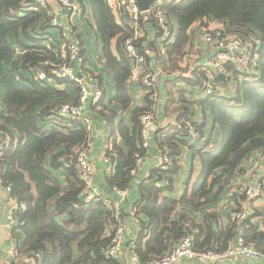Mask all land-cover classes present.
Returning <instances> with one entry per match:
<instances>
[{
  "label": "trees",
  "instance_id": "1",
  "mask_svg": "<svg viewBox=\"0 0 264 264\" xmlns=\"http://www.w3.org/2000/svg\"><path fill=\"white\" fill-rule=\"evenodd\" d=\"M22 2L31 3L32 9L18 14ZM90 2L99 13V30L107 44L121 27L114 21L106 0ZM162 8L171 32H176L175 41L165 43L169 53L182 54L193 37L192 25L203 19L222 21L227 32L237 33L243 40L254 36L257 41L249 73H238L230 63L225 65L234 82L231 96L218 93L194 101L180 98L190 106L174 108L178 112L177 125L169 128L157 147L158 153L166 151L171 164L153 167L138 184V198L132 207L138 227L128 247L133 243L139 261L147 262L165 254L184 235L193 237L196 252L214 253H222L241 235L264 254V230L259 224L264 226V209H253L238 224L229 220L232 210L226 213L227 223L223 224L222 214L216 209L230 180L243 173L244 161L264 152V0H164ZM49 18L47 9L36 0H0V182L20 206L12 234L17 227L23 238H16L15 254H39L41 264H119L104 255L113 237L117 213L114 205L105 203L104 194L88 203L81 197L85 186L74 162L88 133L80 120L59 113L58 108L67 101H51L62 92L47 81L35 79L32 71L38 68L50 77V66L59 63L60 52L55 44H43ZM152 21L161 36L156 20ZM128 33L120 35V42ZM20 35L29 44L19 41L18 48L23 52L14 56L9 37L19 40ZM107 61L118 65L117 97L126 105L130 62L125 57L118 62L110 55ZM198 71L196 81H189L190 85L200 86L204 80L205 72ZM146 98L147 107L133 113V124L119 125L117 136L125 148L113 139L105 151V157L114 165V172L105 180L107 188L128 190L138 159L147 158L148 146H143L140 123L141 115L151 107L147 93ZM197 111L201 113L199 120L193 118ZM207 113L219 134L218 141L205 135ZM189 126L196 131L195 138ZM185 147L190 152L192 168L185 190L177 198L173 195L175 180L181 173ZM47 159L51 168L67 171L65 187L45 165ZM195 164L200 172L189 188ZM233 200L236 210L247 202L244 195L235 194Z\"/></svg>",
  "mask_w": 264,
  "mask_h": 264
},
{
  "label": "crops",
  "instance_id": "2",
  "mask_svg": "<svg viewBox=\"0 0 264 264\" xmlns=\"http://www.w3.org/2000/svg\"><path fill=\"white\" fill-rule=\"evenodd\" d=\"M79 1L82 4L83 11L80 16L72 21L74 22L73 29L75 30V34L70 35L68 38V42L74 39L78 40L82 55V64L78 66L76 65L77 63H74V65L77 66V72L80 77H82V75H90L97 78L103 91V96L98 107H93L88 103L85 107V114L89 115L92 120V130L88 136L90 144L89 161L94 168V182L100 189V195L104 194L112 199L116 212L122 216L125 222V241L122 243L123 256L116 260L118 263L122 261L126 264H134L131 258L132 254L129 252L128 243L134 238L138 225L136 219L131 217L129 212L138 198V184L143 178L149 175L150 171L158 162L157 147L161 137L169 131L171 126L177 125L176 117L178 112L174 111V108L177 109L182 106H190L182 103L180 98L194 101L206 97L199 85L189 84V81H196V71L201 70L200 66L205 63L212 54L209 46L202 39V27H216L224 23L214 19L197 20L191 28L193 31L191 41L186 44L183 53L177 55L175 53H169V51L165 49V43L172 44L175 41L176 32H173L167 40H161L158 35L157 26L152 21L153 17L150 14L142 15L140 25L145 36L137 43V48L145 56L146 69L156 74L158 101L155 107V124L151 127L147 135L149 143L147 158L143 160L142 164L135 171L129 189L127 190V196L123 197L115 194L112 189L105 186L106 178L114 172V165L105 157V151L107 148L111 147L113 139L117 140L118 146L125 148L124 142L117 136L119 125H132L133 113L147 107L146 89L139 81L130 80L128 77L126 80L128 102L126 105H123L117 97L118 91L115 74L116 70H118V65L110 64V62L107 61V55L114 57L118 62L123 60L124 55L122 42L119 40L120 35L124 31L129 32L128 35L132 33V27L126 14L122 10L115 9V11H113L111 9L114 21L119 24L121 28L120 31L115 36L111 37L108 43L105 44L99 30V13L98 15L96 14L90 0ZM48 4L49 8L52 9V14L57 16L63 24L69 26V13H62L60 10L62 7L53 0H48ZM47 27L48 28L44 29L45 40L43 44L45 46H49V43L55 44L60 52L58 59L59 63L67 60L65 59V41L61 37L60 29L51 25ZM9 41L15 49L14 56H20L23 52L22 49L18 48V45H20L19 41L29 44V40L25 39L22 35H20L19 40H14L11 36L9 37ZM49 84L53 85L56 90L62 92V96H55L51 101L64 99L70 103L76 102L78 88L75 83L66 80H53L50 81ZM230 92V89H224L222 91V93L227 96L230 95ZM0 110H2L1 105ZM200 117L201 113H199V111L193 116L195 120H199ZM205 123V135H210L215 141H218L220 139L219 134L217 130L212 127L211 118L208 113ZM180 164L182 165V169L178 178L175 180V191L173 194L177 198L180 197L181 193L185 190V182L189 179V171L192 168L191 155L186 147L183 148ZM257 164H259L258 157H249L242 169L243 173L230 180L229 190L231 187L238 185L237 183L243 184L250 182L253 186L251 179ZM45 165L47 168L52 169V173L65 187L67 171L63 168H51L50 159L46 160ZM199 172L200 167L195 164V172L188 186L189 188L192 187ZM227 194L228 192L218 204L219 208H216L217 211L222 214L221 219H223V224L227 223L226 213L233 208V203L228 201ZM10 206L11 197L9 191L0 182V264H41L40 255H13L10 253V248L15 244V241L17 239L22 240L23 238V234L17 227L14 235L12 234V230L8 228L7 216ZM252 208L254 211L255 209L263 210L264 196L256 200ZM198 219H200V217H198ZM259 224L260 229L264 230V226L260 222ZM248 261L249 260L241 256H235L225 261L222 260L214 263L195 261L186 262L185 264H249ZM255 264H264V260H258Z\"/></svg>",
  "mask_w": 264,
  "mask_h": 264
},
{
  "label": "built area",
  "instance_id": "3",
  "mask_svg": "<svg viewBox=\"0 0 264 264\" xmlns=\"http://www.w3.org/2000/svg\"><path fill=\"white\" fill-rule=\"evenodd\" d=\"M42 8L47 9V15L50 17L48 25L58 27L60 29L61 37L65 41V52L67 60L63 62L52 64L48 70L50 77L38 68L33 71L35 79L40 81H53L54 78H59L76 84L78 88V95L75 103H63L58 108V111L63 116L71 119L80 120L88 136L92 130L91 118L85 114V107L88 103L93 107H98L103 91L98 79L90 75L82 77L78 76L77 66L82 64V55L79 48L78 40L68 42L70 35L75 34L73 29L75 18L82 14V4L79 0H53L59 4L60 7L66 8L69 11V26L63 24L61 20L52 14V9L48 7L46 0H36ZM110 9L122 10L129 19L132 27V33L125 35L122 39L123 55L130 62V76L129 79L139 81L146 89L147 97L150 103V109L145 111L140 117L142 126L141 134L143 139V146H148V131L155 123V107L158 101L157 94V78L156 74L148 71L145 67V56L138 50L137 43L145 36L141 28L140 21L142 15H151L156 20L159 31L161 33L160 39L167 40L172 34L169 27L168 16L162 8L164 0H154L150 8L146 11H141L137 5V0H106ZM23 6L19 9L18 14L24 12L26 8H31V3L22 2ZM201 36L203 41L209 46L211 55L205 63L200 66V69L205 72L204 80L200 84V89L205 96L220 94L224 89H232L234 82L231 80V73L225 68L227 63H230L238 73H249L251 57L254 55L253 46L256 40H243L237 33L227 32L224 24L216 27L204 26L202 27ZM50 44V43H49ZM50 46V45H49ZM218 74H224L225 80L217 79ZM240 79V77H238ZM192 138L196 137V131L192 126L188 127ZM83 143L76 151L74 166L77 173L84 182V191L81 194L83 202L88 203L100 196V189L94 182V168L89 161L90 144L88 140ZM166 151L158 153V162L155 167H166L171 164L166 155ZM258 157L259 164L255 167L253 177L250 182L239 184L228 188V201L233 203L234 195L247 198L245 206L241 210H236L233 207L230 212L229 220L237 224L246 219L252 212L253 204L256 200L264 196V152L259 151L250 156V158ZM249 158V157H248ZM248 158L244 161L242 169L245 166ZM143 160L138 159L137 166L142 164ZM1 173V170H0ZM230 185V184H229ZM228 185V187H229ZM9 191V188L6 187ZM115 194L127 196L126 191H119L112 189ZM105 203L110 206L114 205L109 197H105ZM20 206L11 199V206L7 216L8 228L13 230L16 226L15 213ZM130 216L135 218L134 209H131ZM125 222L122 216L116 213L115 225L113 228V237L110 243L104 249V255L108 258L119 259L123 256V238L125 235ZM16 242L10 248V253L15 254ZM129 252L132 254L131 258L134 264H185L190 261L209 262L214 263L222 260H227L235 256H241L246 260H264V254L258 251L252 243L245 242L242 236H238L230 242L227 249L222 253H214L212 251L196 252L194 250V241L191 235H184L179 238L170 249L163 255L147 262H140L138 257L134 254V244H130ZM39 256V254H36ZM119 264H126L122 261Z\"/></svg>",
  "mask_w": 264,
  "mask_h": 264
},
{
  "label": "water",
  "instance_id": "4",
  "mask_svg": "<svg viewBox=\"0 0 264 264\" xmlns=\"http://www.w3.org/2000/svg\"><path fill=\"white\" fill-rule=\"evenodd\" d=\"M153 1L154 0H137V5L141 11H146L150 8ZM60 10L62 13H66V14L69 13L68 9H66V8H61ZM78 76L80 77L79 74H78ZM217 79L223 81V80H225V75L224 74H218ZM248 262H249V264H255V261H253V260H249Z\"/></svg>",
  "mask_w": 264,
  "mask_h": 264
},
{
  "label": "rangeland",
  "instance_id": "5",
  "mask_svg": "<svg viewBox=\"0 0 264 264\" xmlns=\"http://www.w3.org/2000/svg\"><path fill=\"white\" fill-rule=\"evenodd\" d=\"M249 39H253V40L255 39L257 41L256 37H254V36L249 37L247 40L250 41ZM251 70H253V69H251Z\"/></svg>",
  "mask_w": 264,
  "mask_h": 264
}]
</instances>
